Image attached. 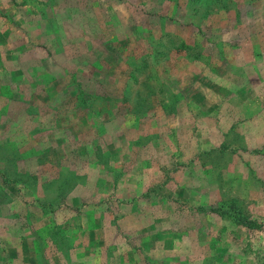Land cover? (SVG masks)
Listing matches in <instances>:
<instances>
[{"label": "rangeland", "instance_id": "1", "mask_svg": "<svg viewBox=\"0 0 264 264\" xmlns=\"http://www.w3.org/2000/svg\"><path fill=\"white\" fill-rule=\"evenodd\" d=\"M0 264H264V0H0Z\"/></svg>", "mask_w": 264, "mask_h": 264}, {"label": "trees", "instance_id": "2", "mask_svg": "<svg viewBox=\"0 0 264 264\" xmlns=\"http://www.w3.org/2000/svg\"><path fill=\"white\" fill-rule=\"evenodd\" d=\"M150 91V88L148 89V92ZM237 214V213H236ZM232 217H235V220L237 222V224H240V225H250V224H253V222L249 221V220H245L243 217H240V215H231Z\"/></svg>", "mask_w": 264, "mask_h": 264}]
</instances>
